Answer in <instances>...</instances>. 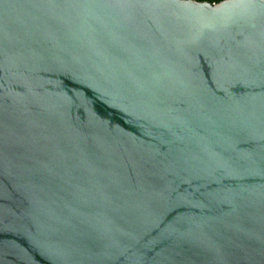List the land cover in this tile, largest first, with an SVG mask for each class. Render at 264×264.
Returning <instances> with one entry per match:
<instances>
[{
	"label": "water",
	"instance_id": "95a60500",
	"mask_svg": "<svg viewBox=\"0 0 264 264\" xmlns=\"http://www.w3.org/2000/svg\"><path fill=\"white\" fill-rule=\"evenodd\" d=\"M0 264H264V0H0Z\"/></svg>",
	"mask_w": 264,
	"mask_h": 264
},
{
	"label": "trees",
	"instance_id": "16d2710c",
	"mask_svg": "<svg viewBox=\"0 0 264 264\" xmlns=\"http://www.w3.org/2000/svg\"><path fill=\"white\" fill-rule=\"evenodd\" d=\"M195 1H198V2H209V3H218L222 0H195Z\"/></svg>",
	"mask_w": 264,
	"mask_h": 264
}]
</instances>
